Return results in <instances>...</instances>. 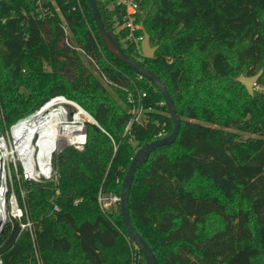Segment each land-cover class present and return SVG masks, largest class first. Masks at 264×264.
<instances>
[{
	"label": "trees",
	"instance_id": "16d2710c",
	"mask_svg": "<svg viewBox=\"0 0 264 264\" xmlns=\"http://www.w3.org/2000/svg\"><path fill=\"white\" fill-rule=\"evenodd\" d=\"M96 1L123 52L159 78L181 119L175 142L134 174V229L157 264H264V0H127L137 3L134 37L142 24L153 58L126 41L124 7ZM53 2L40 18L36 0H0V134L58 95L102 131L88 123L83 150L55 158V184L22 183L32 231L20 229L24 218L7 221L1 262L145 264L119 204L102 210L98 196L119 197L135 151L170 134L172 122L160 93L104 49L85 0ZM261 69V91L249 96L237 78ZM137 92L143 111L130 124L127 96L135 105Z\"/></svg>",
	"mask_w": 264,
	"mask_h": 264
},
{
	"label": "built area",
	"instance_id": "2783aa9c",
	"mask_svg": "<svg viewBox=\"0 0 264 264\" xmlns=\"http://www.w3.org/2000/svg\"><path fill=\"white\" fill-rule=\"evenodd\" d=\"M45 4L55 7L53 0H36V11L40 18L46 13V9L43 8ZM114 5L124 7L125 14L121 29L127 30L126 41L139 47L141 55L142 38L134 37V32L139 28L135 22L137 3L116 0ZM64 34L65 36L69 34L66 28H64ZM65 42L68 44L67 40ZM76 50L81 55L84 54L82 50ZM141 97H145V94L137 92V101L134 105L133 98L128 96V102L133 103L130 124L137 122L141 116L143 111L140 105ZM88 123L100 129L94 119L77 103L58 95L49 98L38 109L18 119L4 134H0V222L21 221L24 218L25 222L20 224V229L31 233L32 223L27 218L22 183L55 184L58 179V170L54 166L55 158L67 148L76 151L83 150ZM161 138V135L157 136V139ZM16 186L22 206L18 201ZM107 201L110 205L118 204L119 197L105 198L99 195L100 209L106 208ZM53 211H58L57 206L53 207ZM0 264H2L1 259Z\"/></svg>",
	"mask_w": 264,
	"mask_h": 264
},
{
	"label": "water",
	"instance_id": "95a60500",
	"mask_svg": "<svg viewBox=\"0 0 264 264\" xmlns=\"http://www.w3.org/2000/svg\"><path fill=\"white\" fill-rule=\"evenodd\" d=\"M85 2L88 5L97 35L104 49L117 61L127 66L139 77L148 81V83L160 93L163 99V105L166 107L168 117L172 122V130L170 134L161 139H157L153 142L145 144L135 151L121 182L118 202L120 221L126 232L128 240L140 252L145 264H157L156 258L153 255L151 249L141 238V236L136 232L131 223L128 212V198L132 180L136 170L148 160L149 155L153 151L159 148L168 147L175 142L180 129L181 119L177 114L176 107L169 92L167 91L163 83L159 80V78L153 72L149 71L139 63L130 59L123 52L119 43L115 40V38L109 31L107 24L102 20L98 2L96 0H85ZM140 28L143 33V39L140 44L141 55L145 58H153L157 47L150 46L149 36L143 29L142 24L140 25ZM262 72L263 70L261 69L253 76H240L239 78H237V82L242 87H244L249 96H253L254 87L256 86V83L260 78ZM5 224L6 223L0 222V234Z\"/></svg>",
	"mask_w": 264,
	"mask_h": 264
},
{
	"label": "rangeland",
	"instance_id": "374dc122",
	"mask_svg": "<svg viewBox=\"0 0 264 264\" xmlns=\"http://www.w3.org/2000/svg\"><path fill=\"white\" fill-rule=\"evenodd\" d=\"M142 39H143V37H141ZM254 91H261V88H259L258 86L254 89ZM253 91V92H254ZM129 96V95H128ZM127 96V97H128ZM248 135H244V134H242V137L243 138H246ZM109 197H111V196H105V198H109ZM113 207H116V205H114V204H111ZM111 205L108 203V201L106 202V208L105 209H109L110 207H111ZM127 238V237H126ZM135 248V247H134ZM136 249V248H135Z\"/></svg>",
	"mask_w": 264,
	"mask_h": 264
}]
</instances>
